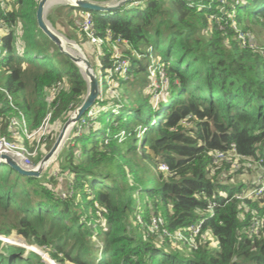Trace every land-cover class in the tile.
Here are the masks:
<instances>
[{
	"label": "trees",
	"instance_id": "1",
	"mask_svg": "<svg viewBox=\"0 0 264 264\" xmlns=\"http://www.w3.org/2000/svg\"><path fill=\"white\" fill-rule=\"evenodd\" d=\"M224 1L144 0L129 10L128 3L93 11L97 34L107 38L110 30L111 37L99 55L102 92L56 159L59 174L70 177L56 187L53 172L27 176L0 163V235L16 231L57 264H264V195L236 198L252 186L258 163L234 169L211 154L235 144L264 165V0ZM37 4L0 6V86L29 130L49 110L52 122L66 121L88 90L79 67L38 27ZM63 9L55 27L66 19L67 36L87 40L76 23L81 9ZM117 37L127 41L121 48L131 65L109 86ZM58 83L49 103L47 91ZM14 106L0 89L2 135L11 134ZM154 216L171 232L203 220L199 246L150 234ZM254 220L259 235L247 233ZM205 234L217 243H202ZM0 264L47 263L0 239Z\"/></svg>",
	"mask_w": 264,
	"mask_h": 264
},
{
	"label": "built area",
	"instance_id": "2",
	"mask_svg": "<svg viewBox=\"0 0 264 264\" xmlns=\"http://www.w3.org/2000/svg\"><path fill=\"white\" fill-rule=\"evenodd\" d=\"M108 1V0H107ZM144 0H139L133 4L142 3ZM224 3V0H221ZM0 6L2 8H7V0H0ZM76 23L86 37L87 40L94 45L97 49L106 45L108 39L111 37V31L107 30V38L102 37L97 34L95 20L93 16V11L90 9L81 8L79 11V16L76 19ZM6 32V24L0 22V45L2 44L3 34ZM127 43L126 40H123L121 37H117L116 44L114 45V57L112 60V65L108 69L106 74V79L110 86V80L115 74L122 76H127L129 73L131 61L126 58L121 52V45ZM100 53V52H99ZM100 64V62H99ZM163 72V73H162ZM159 73L163 76V69L159 70ZM99 79L101 82L102 90V74L101 71L98 73ZM61 83L55 85L47 95L49 103L55 99V95L58 93ZM0 89L5 91L9 97L10 103L14 106L11 94L3 87L0 86ZM110 92L114 93V90L110 87ZM17 109L18 115H14L10 118L9 121V131L10 135L0 134V153H7L16 158L24 167L33 168L35 162L32 160L33 157L38 155L39 149L42 146L46 145V141L52 130V110H49L44 116L41 124L34 130H29L25 114L22 110L14 106ZM26 141L28 143H26ZM213 160L215 163L222 160H226L232 165V168L238 169L241 167L254 168V163H258L256 170V177L251 180L252 186L244 192L236 194V198L244 199L250 197H256L264 195V165L261 160H256L251 156H247L238 152L235 144H232L227 150H214L211 152ZM161 169L169 170L167 164L163 163ZM216 205V202H209V209L213 211V207ZM141 220V218L139 217ZM203 220L196 224L189 225L185 231H169L164 225V219L160 216H154L151 223L148 225V231L152 233H163L170 239L174 241H182L185 244H188L190 247L197 248L198 243H196L197 235L201 232ZM261 227L260 220H254L249 228L247 233L250 235H259Z\"/></svg>",
	"mask_w": 264,
	"mask_h": 264
},
{
	"label": "water",
	"instance_id": "3",
	"mask_svg": "<svg viewBox=\"0 0 264 264\" xmlns=\"http://www.w3.org/2000/svg\"><path fill=\"white\" fill-rule=\"evenodd\" d=\"M139 0H109V1H97V0H70V2H65V5H71L78 8L90 9L92 11L101 12H115L120 10L122 7L131 2H136ZM49 0H38L37 10H36V20L38 27L41 31L46 34L49 39H51L58 47L59 50L69 56V58L79 67L83 77L87 81V94L83 102L77 106L69 115L67 120L64 122L60 132L58 133L55 141L53 142L49 151L43 155V157L38 161L34 168L24 167L16 158L7 153H0V163H5L8 166L14 168L18 172L27 176L40 177L43 171L48 168V166L53 162L59 155L61 149L63 148L65 142L69 138L71 131L74 126L79 122V120L87 113V111L92 108L99 95L101 94V82L99 79V74L95 70L92 62L86 56L81 45L74 39H70L65 34L58 32L54 28L51 22L47 19V4ZM13 234V233H12ZM10 235L9 237H11ZM5 235H0V239L12 243V241L6 240ZM25 241L27 242L26 238ZM16 244V243H15ZM26 249H30L40 254L44 259L48 260L49 263L52 260L57 264L51 257L47 256L45 252H40L38 249L30 248L27 244H18ZM51 258V259H50Z\"/></svg>",
	"mask_w": 264,
	"mask_h": 264
},
{
	"label": "rangeland",
	"instance_id": "4",
	"mask_svg": "<svg viewBox=\"0 0 264 264\" xmlns=\"http://www.w3.org/2000/svg\"><path fill=\"white\" fill-rule=\"evenodd\" d=\"M104 1H107V0H104ZM109 1V0H108ZM130 4V5H129ZM128 4V6L126 7V9L127 10H129L130 8H133V7H136V6H138V4H133V3H129ZM38 5V4H37ZM64 6H66L65 5V3H56V4H53L52 6H50L49 8H47V15H46V17H47V19L51 22V24H52V26L54 27V28H56L57 29V31L58 32H61V33H63V34H65L66 36H67V34H66V28H65V26L66 25H68L67 24V20L65 19V25L63 24V25H61V29H59V28H57V27H55V25L53 24V23H58L59 21L61 22V20L64 18V13H65V11H64V9H63V7ZM81 9V8H80ZM126 11V10H125ZM26 22V21H25ZM75 31V30H74ZM75 36L77 37L78 35H76L75 34ZM262 36H264V34H262ZM68 37V36H67ZM242 39H244L245 40V37L243 36V35H241L240 36ZM70 39H74V38H72V37H69ZM253 39H254V37H253ZM74 40H76V39H74ZM77 41V40H76ZM80 41V40H79ZM127 42V41H126ZM79 43V42H78ZM80 45H81V47L83 48V50H84V52H85V54H86V56L89 58V60L92 62V64H93V66H94V68H95V70L99 73L101 70H100V65H99V55H100V51L101 50H99V49H97L94 45H92L88 40H83V41H80V43H79ZM124 45H123V48H125L124 46L127 44V43H123ZM244 45L246 44V41L243 43ZM253 45L254 46H256L254 43H253ZM252 45V46H253ZM122 46V45H121ZM255 48H257V47H255ZM120 49H121V52H122V54L126 57V58H128L129 59V57H127L125 54H124V51H123V49L120 47ZM258 49H260L259 47H258ZM34 57V51H32V50H28L27 51V54H26V56H25V58L26 59H32ZM163 73V72H162ZM154 74H155V68H152V75H153V80H154V82L155 83H158V81H157V77L156 76H154ZM5 79H6V74L4 75V77L2 78V79H0V82L1 83H4V81H5ZM54 87V86H53ZM52 87V88H53ZM51 88V89H52ZM51 89H49L48 91H47V95L49 94V92H50V90ZM70 115V114H69ZM64 117L63 116H61L60 118H58V119H55L52 123H53V126L52 127H54V130H53V132H52V135H50L49 137H48V139H47V141H46V145L43 147V151H41V150H39L38 151V155L37 156H35V157H33L32 158V160L35 162V165H37V163L38 162H36L37 161V158L39 157V156H41V158L43 157V155H45L48 151H49V149L51 148H48V146H49V143H50V141L52 140V141H55V139H56V137H57V135H58V133L60 132V130H61V128H62V126H63V124H64V122H65V120L63 119ZM53 144V143H52ZM52 144H51V146H52ZM57 159V158H56ZM56 159L53 161V162H51V164L48 166V168L46 169V170H44L43 171V173H45L46 171H49V172H53V174H55L56 176H57V178H58V185L56 186V187H62V185L64 184V186H65V181H64V179H66L67 177L69 178L70 176L69 175H66V174H59V172H60V169L57 167V165H56ZM53 163V164H52ZM7 165V164H6ZM47 173V172H46ZM256 177V172L255 171H253V173L251 174V177L249 178V179H253V178H255ZM248 179V180H249ZM250 180V181H251ZM60 182V183H59ZM65 182V183H64ZM153 235H159V233H152ZM12 236L11 237H9V236H7V238H6V240L8 239V241H12V244H15L16 243V245H18V244H27L28 242H26L25 241V238H23L22 236H20V235H18L17 234V232L16 231H14L13 232V234H11ZM201 242L203 243V242H209V244L210 245H212V246H214L213 244H216L217 243V240H216V238H214V237H212V236H210V235H207V234H205V235H203L201 238ZM2 240V239H1ZM2 241H4V240H2ZM6 242V241H5ZM170 242V241H169ZM172 243V242H171ZM196 243H198V246H199V244H200V242H199V240H196ZM30 248H34V249H38L37 247H36V245H28ZM40 249H38L40 252H45L46 254H47V256H49V257H51V255H50V251L49 250H47V249H44L43 247H39ZM28 250H30V249H28ZM43 258V257H42ZM51 259V258H50ZM43 260L47 263V264H53L54 262L51 260L50 261V263H49V261L48 260H46V259H44L43 258Z\"/></svg>",
	"mask_w": 264,
	"mask_h": 264
},
{
	"label": "bare ground",
	"instance_id": "5",
	"mask_svg": "<svg viewBox=\"0 0 264 264\" xmlns=\"http://www.w3.org/2000/svg\"><path fill=\"white\" fill-rule=\"evenodd\" d=\"M60 1H66L67 3L70 2V0H49L48 4H47V8L53 4V3H56V2H60ZM34 168V167H33ZM7 238V237H6Z\"/></svg>",
	"mask_w": 264,
	"mask_h": 264
},
{
	"label": "crops",
	"instance_id": "6",
	"mask_svg": "<svg viewBox=\"0 0 264 264\" xmlns=\"http://www.w3.org/2000/svg\"><path fill=\"white\" fill-rule=\"evenodd\" d=\"M65 2H66V1H60V2H56V3H65ZM56 3H53V4H56ZM53 4H51L50 6H52ZM50 6H49V7H50ZM49 7H48V8H49ZM53 130H54V127H52V130H51L50 135H52ZM50 135H49V136H50ZM43 147H44V146H42L41 149H39V150L43 151ZM52 164H53V163H52Z\"/></svg>",
	"mask_w": 264,
	"mask_h": 264
}]
</instances>
